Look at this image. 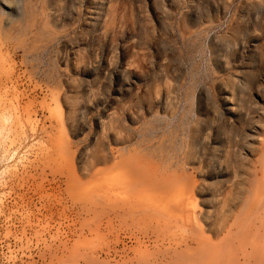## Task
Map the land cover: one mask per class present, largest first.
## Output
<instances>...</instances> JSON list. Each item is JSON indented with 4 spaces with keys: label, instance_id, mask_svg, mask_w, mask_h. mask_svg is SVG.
<instances>
[{
    "label": "rangeland",
    "instance_id": "1",
    "mask_svg": "<svg viewBox=\"0 0 264 264\" xmlns=\"http://www.w3.org/2000/svg\"><path fill=\"white\" fill-rule=\"evenodd\" d=\"M259 200L264 0H0V264H264Z\"/></svg>",
    "mask_w": 264,
    "mask_h": 264
},
{
    "label": "bare ground",
    "instance_id": "2",
    "mask_svg": "<svg viewBox=\"0 0 264 264\" xmlns=\"http://www.w3.org/2000/svg\"><path fill=\"white\" fill-rule=\"evenodd\" d=\"M3 2V1H2ZM250 76V75H249ZM251 77V76H250ZM239 89L242 91V92H244L245 90H247V84L246 83H241L240 85H239ZM234 119H235V117H233ZM245 117L244 116H242V115H239L237 118H236V120H235V123L238 121L240 124H244L245 123ZM248 123V122H247ZM234 124V123H233ZM234 131H236V130H234ZM155 133H156V130L154 129V128H150V129H147L146 130V133H145V137H148V138H153V136L155 135ZM138 135V134H137ZM237 136L234 132H232L231 133V136L229 137V139H230V141H234V138H233V136ZM143 135H140V137H142ZM246 139H247V137L245 138H242V139H240V140H242V141H240V142H242L241 144H242V148H243V150H245L244 148H249L247 145H246ZM122 142H121V144L123 145V147H122V150L123 151H125V152H128V146L126 145V141H125V139H122L121 140ZM138 145V147H140L141 145L138 143L137 144ZM107 147V146H106ZM142 149H144V150H148V147H144V148H142ZM177 151H180V148H177L176 149ZM107 154V156L105 157V160L107 161V160H109L108 159V156H109V153L107 152L106 153ZM194 154V153H193ZM169 155V154H168ZM187 155H192L191 153L190 154H187ZM167 156V155H166ZM238 156H239V158H240V160L241 161H243L244 159H245V156H243V154L241 153V152H239L238 153ZM189 157V156H188ZM187 157V158H188ZM237 159H238V157H237V155L235 156ZM167 158H168V156H167ZM198 158V157H197ZM175 159V158H174ZM179 159V158H178ZM190 159H191V157H190ZM167 160V159H166ZM176 160V159H175ZM189 160V159H188ZM200 160V159H199ZM170 161H172V160H170ZM165 162V161H164ZM188 162V161H187ZM186 162V163H187ZM166 164V163H165ZM188 164V163H187ZM186 164V165H187ZM168 165H166L165 167H167ZM176 166V165H175ZM163 167V166H162ZM145 168V167H144ZM164 168V167H163ZM169 167H167L166 169H168ZM178 168V167H177ZM244 168V165L242 164L241 165V169H243ZM141 169V168H140ZM179 170V169H178ZM174 171V170H173ZM204 171V170H203ZM154 172V171H153ZM152 172V173H153ZM175 172V171H174ZM184 172H185V170H184ZM139 173V172H138ZM141 174H142V172H140ZM139 173V174H140ZM144 173V172H143ZM134 174H136V173H134ZM145 174V173H144ZM144 174H143V176H144ZM200 174V173H199ZM151 175V174H150ZM186 175V174H185ZM136 176H137V174H136ZM151 179V178H150ZM156 180V179H155ZM244 180L242 179L241 180V182L238 184V187H239V190H240V193H242L243 192V190H244V182H243ZM154 182V181H153ZM110 184V183H109ZM110 185H113V183L112 184H110ZM117 187V186H116ZM105 189V188H104ZM114 189H116V188H114ZM112 191V190H111ZM198 191L199 192H202V190L201 189H199L198 188ZM254 191V190H253ZM252 192V191H251ZM250 194H252V193H250ZM108 195V194H107ZM254 195V194H253ZM263 198V197H262ZM253 200V199H252ZM260 201H264V200H259V202H257V203H255V206H254V209H255V211L253 212V215L254 214H256L255 216H256V218H254V220L255 219H260V218H263L262 216H264V204H261V202ZM249 202H250V200H249ZM196 204V203H195ZM249 204H251V203H249ZM249 207V206H248ZM208 213V212H207ZM259 213V214H258ZM260 215V216H259ZM255 216H253V217H255ZM259 216V217H258ZM203 218H204V220L205 221H207L208 220V218H209V216H208V214H204V216H203ZM258 219V220H259ZM251 220H253V219H250L249 221H251ZM262 220V219H261ZM257 221V220H256ZM263 221H264V219H263ZM263 221H260V227L259 226H257V224H255L256 226H257V231H255V229H254V231H255V233H256V235L257 236H255V237H257V238H261L263 235H264V223H263ZM256 223H258V221L256 222ZM214 224V223H213ZM251 224H252V222H251ZM259 224V223H258ZM248 226V225H247ZM252 226H253V224H252ZM213 227V225H210V223L207 225V228H208V230L210 231V233L212 234V236H214V237H216V236H218L219 235V233L224 229V227H220V228H212ZM250 227V226H249ZM245 228H246V226H245ZM244 228V229H245ZM232 229V227L230 228V230ZM252 229V228H251ZM263 231V233L261 234V232L260 231ZM241 230H238L237 231V233H239ZM244 230H242L240 233H241V236L243 237V241H241L242 243H241V245L244 247V245H245V250H248L246 247H251V252L253 253V254H258V253H261V252H264V240H262L261 241V243H254L253 241L252 242H247V243H245L246 242V239L247 240H249L250 241V239L249 238H247L249 235V233H250V231L251 230H247V232H249V233H247V232H245V235H247V236H245V238H244V236H243V232ZM243 232V233H242ZM247 233V234H246ZM253 233V232H252ZM252 233H250V234H252ZM262 235V236H261ZM261 236V237H260ZM241 238V237H240ZM244 240H245V242H244ZM253 240V239H252ZM254 240H257V239H254ZM245 243V244H244ZM251 244V245H250ZM250 245V246H249ZM241 246V247H242ZM250 253V252H249Z\"/></svg>",
    "mask_w": 264,
    "mask_h": 264
}]
</instances>
